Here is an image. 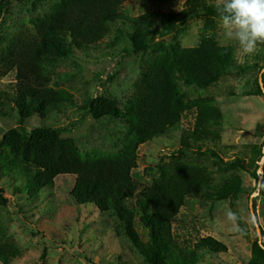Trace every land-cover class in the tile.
Segmentation results:
<instances>
[{
    "label": "rangeland",
    "instance_id": "1",
    "mask_svg": "<svg viewBox=\"0 0 264 264\" xmlns=\"http://www.w3.org/2000/svg\"><path fill=\"white\" fill-rule=\"evenodd\" d=\"M187 1L130 0L123 5L122 13L131 19L152 13H179ZM59 2L0 0V63L7 49L22 35L33 33L34 23L51 13ZM217 2L209 4L216 6ZM130 33V24L118 22L100 45L87 51L76 50L70 58L47 65L52 90L66 94L73 106L49 111L44 117L35 114L23 123L16 113L10 117L0 113V141L20 127L27 132L51 129L62 139L71 140L82 156L123 154L130 135L126 121H98L83 112V106L97 98L113 99L128 114L129 101L137 94L139 82L159 56L198 48L205 41L231 48L235 52L233 66L219 82L205 89L182 84L186 102L212 98L220 109L223 125L218 128L220 140L215 151L222 161L204 153L207 147L202 148V154L179 152L182 134L195 123L194 113H186L181 125L138 149L133 177L142 187H151L163 171L178 163L205 167L223 197L215 201L190 198L173 223L176 241L192 249L200 240L213 238L226 247L222 254L206 252L198 264H264V257L256 248L259 244L263 249L251 211L253 198L264 246V96L259 86L264 44H259L251 55L243 53L235 41L225 38L217 15L195 18L146 50L136 48ZM15 85L16 71L0 80V89L6 92H12ZM237 162L242 168L227 167ZM255 173L262 178L261 185ZM74 180V176L58 177L53 190L29 202L27 197L22 200L23 197L13 195L11 181L0 183V192L5 193H0V197L8 201L4 206L0 200V214L9 238L21 251V256L10 264H148L120 233L110 213L75 204L70 196ZM229 210L236 214L235 221L227 218Z\"/></svg>",
    "mask_w": 264,
    "mask_h": 264
},
{
    "label": "trees",
    "instance_id": "2",
    "mask_svg": "<svg viewBox=\"0 0 264 264\" xmlns=\"http://www.w3.org/2000/svg\"><path fill=\"white\" fill-rule=\"evenodd\" d=\"M128 1L60 0L51 13L34 23L33 33L22 35L2 55L0 80L16 71V87L12 92L0 89V113L6 117L16 113L23 123L35 114L44 117L49 111L73 106L66 94L52 90L46 66L70 58L76 50L100 45L118 22L130 24L136 48L146 50L195 18L217 15L216 6L209 4L215 0H188L182 12L131 19L122 13ZM234 60L233 49L205 41L198 48L159 56L129 101L130 113L126 114L116 100L107 98L83 106L81 110L98 121H126L130 130L126 149L114 157L96 153L82 156L71 140L62 139L55 130H11L0 141V183L11 181L13 195L22 200L27 197L29 202L53 190L58 177L74 176L70 196L75 204L110 213L120 233L148 264H198L206 252L225 253L226 247L213 238L200 240L192 249L184 248L173 232V223L190 198L215 201L223 197L208 169L178 163L163 171L151 187H142L133 172L137 169L138 149L181 125L186 113H194L195 123L182 134L179 152L202 154V148L207 147L204 153L222 161L215 151L220 140L218 128L223 125L220 109L212 98L186 102L182 84L205 89L228 75ZM260 93L264 96L261 86ZM227 167L240 169L242 164L230 163ZM254 177L258 182L257 173ZM0 200L8 205L3 197ZM254 203L256 210V200ZM256 248L264 257L259 244ZM20 256L0 214V262L10 264Z\"/></svg>",
    "mask_w": 264,
    "mask_h": 264
},
{
    "label": "clouds",
    "instance_id": "3",
    "mask_svg": "<svg viewBox=\"0 0 264 264\" xmlns=\"http://www.w3.org/2000/svg\"><path fill=\"white\" fill-rule=\"evenodd\" d=\"M216 14L225 38L243 53L251 55L264 44V0H218ZM227 218L235 221L237 216L229 210Z\"/></svg>",
    "mask_w": 264,
    "mask_h": 264
},
{
    "label": "water",
    "instance_id": "4",
    "mask_svg": "<svg viewBox=\"0 0 264 264\" xmlns=\"http://www.w3.org/2000/svg\"><path fill=\"white\" fill-rule=\"evenodd\" d=\"M263 76H264V70L261 74V77H260V86L262 88V91L264 93V82H263ZM261 181H262V178L260 177L259 179V185H261ZM251 211H252V215H253V220H254V223L256 224L257 226V229H258V234H259V239H260V245L263 247L264 249V246L262 245V234H261V231H260V227L259 225L257 224V218L255 216V213H254V209H253V198L251 199Z\"/></svg>",
    "mask_w": 264,
    "mask_h": 264
}]
</instances>
